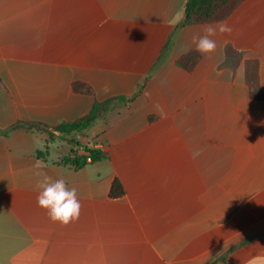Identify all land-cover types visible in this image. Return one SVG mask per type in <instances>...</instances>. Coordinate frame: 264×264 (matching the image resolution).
I'll return each mask as SVG.
<instances>
[{
    "label": "crops",
    "instance_id": "obj_1",
    "mask_svg": "<svg viewBox=\"0 0 264 264\" xmlns=\"http://www.w3.org/2000/svg\"><path fill=\"white\" fill-rule=\"evenodd\" d=\"M188 1L0 0V264H264V0L192 72L178 60L206 24L180 27ZM115 97L78 137L54 130ZM84 137L109 157L64 165ZM45 177L77 189L78 219L37 206Z\"/></svg>",
    "mask_w": 264,
    "mask_h": 264
},
{
    "label": "trees",
    "instance_id": "obj_2",
    "mask_svg": "<svg viewBox=\"0 0 264 264\" xmlns=\"http://www.w3.org/2000/svg\"><path fill=\"white\" fill-rule=\"evenodd\" d=\"M244 1L246 0H189L186 7V18L180 27L202 25L225 20ZM200 59V53L197 51H191L178 60V65L186 72H192ZM254 65H257V63ZM248 83L250 85L251 96L253 99H264V91L259 85L258 75L254 74L253 76H248ZM72 88L73 92L76 94L89 95L92 97L95 96L93 88L83 82L73 83ZM128 103L129 101L124 97H115L103 102H96L87 115L75 122L62 123L54 127V130L64 136L75 134L78 137L80 134L88 131L98 120L105 117V115L114 107ZM159 119L161 118L150 116L148 121L149 124L153 126ZM17 128H24L27 130L38 128L47 131L50 134V137H52V132L49 131V126L43 123H18L10 130ZM72 142H76L75 139H73ZM85 150L88 155H79L77 151H72L71 155L64 158L62 163L67 166H72L76 170H80L88 164L103 161L109 157L107 149L89 148V146H86ZM111 194L114 198H119L124 195L122 184L118 180H115L113 183Z\"/></svg>",
    "mask_w": 264,
    "mask_h": 264
},
{
    "label": "clouds",
    "instance_id": "obj_3",
    "mask_svg": "<svg viewBox=\"0 0 264 264\" xmlns=\"http://www.w3.org/2000/svg\"><path fill=\"white\" fill-rule=\"evenodd\" d=\"M202 35H194L192 43L195 51L201 55H210L216 51L217 42L213 38L217 34L230 33V27L223 21L203 26ZM191 49L184 48L183 51ZM40 191L37 194V206L46 211L50 220L54 223L68 225L78 219L81 204L75 187L69 188L63 178L53 180L45 177L39 184Z\"/></svg>",
    "mask_w": 264,
    "mask_h": 264
},
{
    "label": "rangeland",
    "instance_id": "obj_4",
    "mask_svg": "<svg viewBox=\"0 0 264 264\" xmlns=\"http://www.w3.org/2000/svg\"><path fill=\"white\" fill-rule=\"evenodd\" d=\"M241 4H242V3H241ZM241 4H240V5H241ZM240 5H239V6H240ZM239 6H238V7H239ZM154 117H155V116H154ZM159 117L162 118L161 116H159ZM155 118H158V117H155ZM50 139L53 140V137H50ZM82 141L84 142L85 146H88V145H86V144H89V143H88V141H87V139H86L85 137H84V139H83ZM84 155H85V154H84Z\"/></svg>",
    "mask_w": 264,
    "mask_h": 264
}]
</instances>
